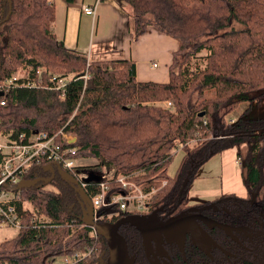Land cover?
I'll return each mask as SVG.
<instances>
[{"label":"trees","instance_id":"16d2710c","mask_svg":"<svg viewBox=\"0 0 264 264\" xmlns=\"http://www.w3.org/2000/svg\"><path fill=\"white\" fill-rule=\"evenodd\" d=\"M114 1L123 10L124 3L131 6L134 38L152 26L177 39L170 80L138 81L132 59H90L66 47L52 30L54 0H0V82L16 77L18 85L7 104L0 103V130L14 136L63 128L76 137L79 170L101 174L114 168L113 182L124 175L145 188L166 180L165 196L151 198L149 208L176 206L192 171L181 197L187 202L189 186L204 162L247 143L242 166L247 195L229 193L207 201L222 198L230 212L223 222L229 219L232 226L245 228V242L252 248L245 264H264V117L250 116L264 99V0ZM60 77L67 82L65 97L55 88ZM170 100L171 108L161 104ZM242 104L244 110L232 123L231 114ZM197 134L198 143L188 144ZM212 135L225 138L209 139ZM178 149L184 155L170 176L168 166ZM45 166L26 179L42 177ZM56 173L49 184L21 190L18 209L27 202L33 210H22L24 224L17 236L0 243V264H49L87 246L95 253L98 243V258L79 264H100L106 258V239L83 222L84 203L76 185ZM86 185L90 197L100 189L98 181ZM35 211L37 223H32ZM131 229L124 225L122 233L135 252L141 241ZM137 264H145L143 257Z\"/></svg>","mask_w":264,"mask_h":264},{"label":"built area","instance_id":"2783aa9c","mask_svg":"<svg viewBox=\"0 0 264 264\" xmlns=\"http://www.w3.org/2000/svg\"><path fill=\"white\" fill-rule=\"evenodd\" d=\"M97 3L94 5H82V10L88 15L95 16L97 13ZM29 72L26 71V75ZM39 81H43V70L37 71ZM87 81L90 75H84ZM49 81H55V77L47 76ZM23 83V82H22ZM66 79L59 78L55 88L61 97L66 96ZM43 84V83H42ZM18 86L16 77L8 78L0 82V92L2 94L0 103L7 104V96L14 87ZM164 105L171 108L172 102L165 101ZM233 123L234 120H231ZM224 137V136H221ZM76 137L61 128L58 131L48 132V130H32L30 134L20 132L12 136L0 130V224L5 223L13 227L22 228L23 211L31 209L25 202L23 207L18 209V203L22 201V192L19 183L26 179L33 169H37L46 164L60 166L67 173L73 172L80 186L86 187L88 182L85 178L89 176V171L79 170L78 147L75 145ZM244 157L239 156L237 161L243 165ZM115 169H106L101 173V180L98 181L99 190L90 198L93 209V221L110 220L124 212L139 213L148 209V201L154 196H165L164 189L166 181L160 185H152L145 188L133 181L129 176H118L116 182ZM118 184L114 189L113 184ZM120 190L117 192V190ZM23 210V211H22ZM33 210V209H31ZM37 213L33 212L32 223H37ZM36 215V216H35ZM105 222V221H104ZM98 223V222H96ZM94 235H97L95 226L92 227ZM93 248L87 247L85 251H76L73 254L61 256V261L53 260L49 264H79L84 260Z\"/></svg>","mask_w":264,"mask_h":264},{"label":"crops","instance_id":"0c3cea01","mask_svg":"<svg viewBox=\"0 0 264 264\" xmlns=\"http://www.w3.org/2000/svg\"><path fill=\"white\" fill-rule=\"evenodd\" d=\"M96 2L98 3L95 16L83 12V4L94 5ZM54 3L57 10L52 30L58 39L64 41L66 47H74L86 53L90 59H132L136 64L138 81L166 83L170 80L169 67L174 52L180 46L174 37L151 26L138 38H134L132 10L127 7L121 9L114 0H73L70 3L66 0H54ZM85 24L88 26V32L84 42H81L80 37L74 41L69 34L76 26H79L80 34ZM258 108L260 117H264V99ZM247 152L248 144L244 142L216 153L221 159L220 170H209L205 173L209 176L221 174V187L202 189L198 193L214 196L213 198L229 193L246 196V173L242 166L240 168L237 159L239 156L245 157ZM200 180L201 176L196 182L193 179L189 193L193 185ZM194 191L193 194L197 192L195 188Z\"/></svg>","mask_w":264,"mask_h":264},{"label":"flooded vegetation","instance_id":"af4514ba","mask_svg":"<svg viewBox=\"0 0 264 264\" xmlns=\"http://www.w3.org/2000/svg\"><path fill=\"white\" fill-rule=\"evenodd\" d=\"M49 176L51 173L45 171L42 177ZM213 201L190 203L188 200L182 203V200L177 206H148L145 211L130 213L155 214L158 222L164 226L162 232L149 228L142 232L131 221L124 224L135 229L141 241V247L135 252L134 246H128L130 254L136 257L135 264L140 257H143L145 264H245V254L252 251L244 239V234L248 233L242 226H232L235 223L229 219L223 222L230 212L226 210L222 198H218L216 203ZM124 225L119 230L122 235Z\"/></svg>","mask_w":264,"mask_h":264},{"label":"water","instance_id":"95a60500","mask_svg":"<svg viewBox=\"0 0 264 264\" xmlns=\"http://www.w3.org/2000/svg\"><path fill=\"white\" fill-rule=\"evenodd\" d=\"M4 94L0 92V96ZM205 113L202 112L200 116H204ZM46 172H50L51 176L49 177H38L35 179H25L19 183V188H30L33 187L39 182L44 184H49L55 178V171L53 166L49 165L45 168ZM192 171L185 178V182L183 183L181 190H180V199L176 206L182 202V198L184 193H186V186L189 183V175ZM58 174L68 182H71L72 185H76V189L79 191L82 201L84 203V214H83V222L86 225H93L96 227V231L98 235L102 236L106 239L107 246H108V255L106 258H102L100 264H135L136 257L131 255L128 249L127 241L124 239V236L120 233V227L126 223L131 221V224L136 226V228L140 231H144L145 229L157 232H162L164 226L158 222L157 217L155 214L150 215H138V214H130L126 217L121 218L115 223L111 222H102L96 223L93 221V209L90 204V198L85 192L84 188L80 186L81 184L72 177L69 173H66L63 169H58ZM101 174L96 172H89V176L85 178L86 182L90 181H100ZM254 199V198H253ZM158 228V229H157Z\"/></svg>","mask_w":264,"mask_h":264},{"label":"rangeland","instance_id":"374dc122","mask_svg":"<svg viewBox=\"0 0 264 264\" xmlns=\"http://www.w3.org/2000/svg\"><path fill=\"white\" fill-rule=\"evenodd\" d=\"M123 6L128 8V9H131V6H129L127 3H124ZM132 14H133V11H132ZM85 29V30H83ZM81 33L79 34V26H76L74 29H73V32H71L69 35H71V38H73L74 41H77V39H79L80 37V40L81 42L83 43L85 38H86V35H87V32H88V26L85 24V26L83 27ZM67 42V41H66ZM72 49L74 47H71ZM75 49V48H74ZM158 65V64H157ZM161 104L164 105V102H162ZM246 104H242L233 114H231V117H233L234 119V122L236 121V119L239 117V115H241L242 111L244 110ZM260 108H255L253 109L252 112H250V116L251 117H260ZM233 122V123H234ZM223 135H219V136H210L208 137L209 139H214V138H225L224 137H221ZM200 138V135L197 134L196 135V138L193 139L191 142H189L188 144H190L191 146L195 145L196 143H198L197 141L199 140ZM207 138H205L204 140H206ZM203 140V141H204ZM183 150L182 149H178L177 151H175V153L173 154V157H172V160L168 166V174L170 176H174L177 169L179 168V165L181 163V159L183 157ZM80 161L86 163V164H93L94 163V160H91V159H81ZM204 166H200L199 169H197L196 173H195V177H194V180L195 182L199 179V177L201 176V180L196 183L195 185H193L194 187L191 188V191L189 193V190H190V186H189V190H188V198H189V201L190 203H194V202H200V201H205V200H210L212 199L214 196H205L204 194H200L198 193L199 190H207V189H210V188H217V187H221V179H220V175L216 176V175H212V176H209L207 175L205 172L209 171V170H220V167H221V159L219 157V155H213L211 156L206 162H204ZM238 163V161H237ZM54 166V165H52ZM240 168L241 166L243 165H239ZM54 168L56 169V172H57V169H58V166H54ZM243 169V167H242ZM198 174V175H197ZM75 177V175H73ZM197 177V178H196ZM196 178V179H195ZM166 181V180H163V182ZM167 182V181H166ZM166 186H167V183L165 184V189H164V195L166 194ZM197 186V188H196ZM194 188L197 190V192L195 194H193L195 191H194ZM204 196V197H203ZM220 196V195H218ZM27 205H29L28 203H26ZM36 212V211H35ZM95 222V221H94ZM98 223H102L104 222L103 220L102 221H96ZM89 226H92L94 227L93 225H89ZM96 228V227H95ZM97 232V231H96ZM19 233V229L16 228V227H13L11 225H8V224H5V223H1L0 224V243L6 239H9V238H13L15 236H17V234ZM98 235V233H96ZM100 236V235H99ZM100 244L98 243V248L95 247V253H90L87 257L88 258H91V257H96L98 258L99 256V253H98V250L101 248L99 246ZM88 247V246H87ZM86 247V248H87ZM108 247V246H107ZM83 251L85 249H82ZM108 250V248H107ZM81 251V250H80ZM108 255V253H107ZM65 256V255H64ZM86 257V258H87ZM107 257V256H106ZM87 258V259H88ZM53 260H56L57 262H60L61 261V257H56L55 259Z\"/></svg>","mask_w":264,"mask_h":264},{"label":"bare ground","instance_id":"6f19581e","mask_svg":"<svg viewBox=\"0 0 264 264\" xmlns=\"http://www.w3.org/2000/svg\"><path fill=\"white\" fill-rule=\"evenodd\" d=\"M49 165H51V166H52V164H46V166H49ZM46 166H45V167H46ZM53 168H54V166H53ZM59 168H61V167H60V166H58V169H59ZM58 169H57V171H58ZM61 169H62V168H61ZM54 171L56 172V169H55V168H54ZM71 176H72V175H71ZM73 177H74V176H73ZM74 178H75V177H74Z\"/></svg>","mask_w":264,"mask_h":264}]
</instances>
